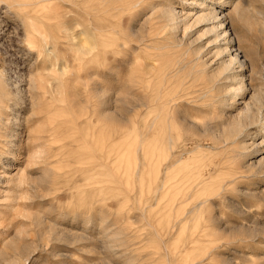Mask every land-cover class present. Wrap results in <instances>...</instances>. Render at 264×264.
<instances>
[{"label": "rangeland", "instance_id": "rangeland-1", "mask_svg": "<svg viewBox=\"0 0 264 264\" xmlns=\"http://www.w3.org/2000/svg\"><path fill=\"white\" fill-rule=\"evenodd\" d=\"M128 2L54 0L28 15L0 13V80L3 88L9 83L5 97L12 106L0 126L17 134L13 145L0 144V226L10 225L0 232V264H30L37 252L41 264H264V138L232 142L231 125L243 106L226 90L238 85L232 77H212L219 61L230 57L215 54L213 36L202 38L203 24L180 29L177 45L162 29L159 8L149 19V9L131 10ZM227 2L225 26L245 60L244 102L254 105L256 96L264 98V0ZM46 11L56 14L50 20L55 27L62 20L69 25L72 40L66 44L55 28L51 54H30L19 41V21ZM138 12L139 37L152 36L154 51L131 48L136 43L128 25ZM198 46L199 59L192 50ZM52 56L71 63L41 70ZM149 59L155 67L148 71ZM203 59L207 70L199 66ZM137 76L153 79L137 87ZM138 100L147 104L135 108ZM169 100L171 107L164 105ZM261 102L254 107L263 109ZM181 113L203 131L186 133ZM39 134L46 162L33 160ZM169 134L183 144L171 159L182 154L183 164L177 187L165 193Z\"/></svg>", "mask_w": 264, "mask_h": 264}, {"label": "bare ground", "instance_id": "bare-ground-1", "mask_svg": "<svg viewBox=\"0 0 264 264\" xmlns=\"http://www.w3.org/2000/svg\"><path fill=\"white\" fill-rule=\"evenodd\" d=\"M54 0H0V13H2V15H15L13 13H24V14H29L31 12H39L40 10H45V8L49 7L52 2ZM129 2L126 4L129 6V8L131 10L133 9H139L140 12L144 10H150L151 14H150V18L149 19H152L153 18V14L155 13V11L159 8L160 10V15H161V18L163 19V28L162 29H168V33L169 34H172L173 36L175 35V38H176V41H177V45H179V43L181 44V37L179 39V36L177 34V32L179 33V30L180 29H184L186 31L189 30V28H191L193 25L195 24H199L197 22V17H201L203 14L202 13H196L194 12V10H188L186 8H183L180 12H176V11H173V10H166L164 9L161 5H159L157 3V0H128ZM73 2V1H72ZM199 0H182V4L183 5H192V4H195V3H198ZM213 2V1H212ZM226 3V0H221L219 1V5L223 6L225 5ZM140 5L139 7H137L136 5ZM153 4H157L156 7L152 8L150 7L151 5ZM207 4V3H206ZM204 5H202L203 7ZM208 7H212L214 6L213 3L211 4H207ZM239 6V5H238ZM14 8L16 9L15 12H14ZM118 8V7H117ZM119 9V8H118ZM136 10V11H137ZM17 11V12H16ZM19 11V12H18ZM217 12L220 13V18L222 20H225V18H227V16L225 14H223L222 11H220L219 8L216 9ZM138 12L139 14L138 15H141V13ZM126 13V12H125ZM137 13V12H136ZM23 14V15H24ZM19 14H17L18 16ZM137 15V14H135ZM21 16V14H20ZM37 16V14H36ZM56 16V14H55ZM55 16L52 14L51 11H46V12H43L41 14V17L40 18H36L34 17L32 14L27 18L28 19H23L22 21L20 20L19 21V26L18 28H20L21 30V39L19 40L20 42H22L23 44H25L26 48H27V52L28 53H46L48 54H51V49H55L57 47V42L55 43L54 41H52L51 39V35L53 36L52 38H54V35L52 34L51 30L55 29L57 30V34L58 37L60 39H63L64 42L67 44V42L69 43L72 38L70 37L69 35V32H68V29H69V25L66 23V22H62V21H59L58 22V26L55 27L53 23H51V19L55 18ZM2 16H0L1 18ZM26 17V16H25ZM134 16H132V19ZM58 18V17H57ZM1 21V20H0ZM124 21V19H123ZM226 21V20H225ZM2 22V21H1ZM53 22V20H52ZM119 22V21H118ZM117 22V23H118ZM4 23V22H3ZM121 23H122V20H121ZM226 22L222 23L220 25V27L223 29V33L220 35V36H216V35H212L213 38H212V43L214 42V44L216 45L218 51L216 52V47L214 49L213 52H216L215 54H220L221 57H223V55H228L230 58L229 60H222V61H219L220 64H218L217 67V70L215 71H212L214 72L212 74V77H217L219 75H225V78H228V80L230 79V77H232V79H234L235 83L238 85L237 87H231L232 85H229L230 87L229 88H232L231 91H229V88H227L229 93L231 92V95L232 97L230 99H233L234 101H236L237 99L239 100V104L242 105V109L240 110L239 112V115H238V120L233 123L231 125V129H230V133H229V137H233V143H235L236 141H238V139L242 136H254V137H257L258 135H262V137L264 138V126L261 125V121H264V108L263 109H260L262 106L260 105L262 102V100L264 98L261 99V95H260V99L259 97H255V107L257 104H259L261 107L257 106V108L254 107V105L250 102H244V99H245V95H246V91H247V86L246 84L244 83V80H243V70L245 69V60H242L241 59V56H240V53H242L241 49L239 48V46H236L235 44V41L233 39V37H231L229 35V29L227 28V26H225ZM119 25L121 26V24L119 23ZM118 27V26H117ZM224 27L226 29H224ZM120 28V27H118ZM2 29V28H1ZM0 29V30H1ZM116 29V28H115ZM118 30V29H116ZM207 29L204 30V32L206 31ZM121 32V30L119 31ZM117 33V32H116ZM158 35V34H157ZM57 36V35H56ZM185 37V35H184ZM183 37V39H185ZM186 37H187V33H186ZM20 38V37H19ZM161 38V37H160ZM125 39V38H124ZM154 38L150 35H147V37H136L135 38V43L136 45L133 46L132 45V49H134V53L136 50H139V49H155V47L153 45H151L152 43V40ZM193 39V38H192ZM56 40V39H54ZM194 40V39H193ZM116 41V39H115ZM185 41V40H184ZM197 41V40H195ZM195 41H190V45L191 46H194V44H192L193 42ZM40 42V43H38ZM117 42V41H116ZM129 42V41H128ZM210 42V41H209ZM223 42V43H222ZM134 43V42H133ZM129 44V43H128ZM153 44V43H152ZM130 45V44H129ZM128 45V46H129ZM78 46V44H77ZM124 46V45H122ZM191 46L189 47V49L191 50ZM165 47H167V45H165ZM199 47V46H198ZM194 48L192 49L194 52L193 53H196L197 55V59L200 58V47L199 48ZM130 48V47H129ZM161 49H163L161 47ZM79 50V49H78ZM56 51V50H55ZM54 50L52 52H55ZM58 51V50H57ZM60 51V50H59ZM118 51V50H117ZM121 51V49H120ZM157 51V49L155 50ZM188 51V50H187ZM145 52V51H144ZM133 53V51H132ZM141 53V52H140ZM140 53H139V57L137 56V58H140ZM150 53V52H149ZM203 53V52H202ZM45 54V55H46ZM152 54V52H151ZM41 55V54H40ZM135 56L137 54H134ZM134 55L132 57H134ZM209 55V54H208ZM143 56V55H142ZM142 56H141V59H142ZM174 56V55H173ZM218 56V55H216ZM46 57V56H45ZM53 57V56H52ZM219 57V56H218ZM243 57V56H242ZM47 58V57H46ZM54 61H52L51 59H49L48 57V62L49 60L52 61V63H49L47 64V62H41V64H44L43 66H41V70H46L47 68H54L56 67V65L59 66V69L61 67H67V63H71V60L69 62V59H64L61 63L59 62L60 60L56 59V56L53 57ZM58 58V56H57ZM202 58V57H201ZM60 59V58H59ZM78 58H76L77 60ZM132 59V58H131ZM132 60H135V59H132ZM138 60V59H136ZM144 60V59H142ZM50 61V62H51ZM147 61V60H146ZM150 61V59H149ZM147 61L146 64H145V67L149 70H152L154 69V61L155 59L153 60V63H151L152 61ZM158 61V60H156ZM170 61V60H169ZM204 61V59H203ZM124 62L126 61H123L121 60L119 63L121 65L124 64ZM129 62V61H128ZM133 62V61H132ZM218 62V63H219ZM130 63V62H129ZM157 63V62H156ZM127 64V63H126ZM207 64V63H206ZM209 64V63H208ZM25 65V64H24ZM39 68H40V64H38ZM204 65V66H203ZM237 65L238 69H236L234 66ZM203 68H205L207 70V67H205V61L204 62H200V65ZM46 68V69H44ZM51 68V69H52ZM215 68V67H214ZM213 68V69H214ZM38 69V68H37ZM185 69V68H184ZM236 69V70H235ZM57 70V69H55ZM61 70H63L61 68ZM198 70V69H196ZM38 72L42 73L41 71L38 70ZM64 73V71H60L59 73ZM179 73V70L177 71ZM190 72V71H189ZM240 72V73H238ZM32 73V72H31ZM30 74V73H29ZM141 75V73H139ZM171 71H168L167 74H166V78L167 80H169L171 78ZM189 74V73H188ZM44 75V74H43ZM177 75V74H175ZM45 76V75H44ZM40 77L39 80L41 81L43 79V77ZM164 76V75H163ZM2 78V77H1ZM25 78V76L22 75V80L21 82L23 81V79ZM185 78V77H184ZM153 79L152 76H145L144 79L141 78L140 76H137L136 77V80H135V83L134 85L135 86H140L142 85V83H149L151 82ZM45 80V79H44ZM226 80V79H225ZM3 81V80H2ZM2 81L0 80V108L2 107L4 110H0V120L3 122L5 121L6 122V118H4V114L6 113L5 110H12L11 109V105L9 104V100L7 97L5 96H8L7 92H10L9 90L7 91L6 88L9 87V83L7 82L8 86L6 88H3L2 87ZM39 81V82H40ZM175 81V80H174ZM177 81V80H176ZM180 81V80H179ZM232 81V80H231ZM34 86H37L38 85V81H37V77L34 78ZM32 82V83H33ZM169 82V81H168ZM207 82V81H206ZM219 82V81H218ZM172 83V82H171ZM217 83V82H216ZM5 84V83H4ZM3 84V85H4ZM168 85V84H167ZM189 86V85H188ZM216 86V85H215ZM141 87V86H140ZM182 87V86H181ZM3 88V89H2ZM21 88V87H20ZM167 88V87H166ZM164 89V88H163ZM182 89V88H181ZM185 89V88H183ZM182 89V90H183ZM162 90V89H161ZM170 90V89H169ZM175 90V89H174ZM144 91V90H143ZM189 91V90H188ZM186 92V91H185ZM227 92V93H228ZM40 93V92H39ZM184 93V92H183ZM11 94V93H10ZM178 94V93H177ZM257 94V93H256ZM259 94V93H258ZM139 96V95H138ZM137 95L136 96H133V97H138ZM255 96V95H253ZM264 96V95H263ZM160 98V97H159ZM12 99V98H11ZM136 99V98H135ZM187 99V98H186ZM228 99V98H227ZM227 99H224L227 100ZM253 99V97H252ZM137 100V99H136ZM233 101V102H234ZM137 102L139 103H136V106L135 108L139 105V106H144L146 105L147 103L144 102L143 100H138ZM149 102V101H148ZM171 100L169 101H165V106H169L171 107L169 104H170ZM179 103V102H178ZM225 103V102H223ZM12 104V103H11ZM138 104V105H137ZM172 105V104H171ZM14 106H15V102H14ZM14 108V107H13ZM147 108V107H146ZM260 110H259V109ZM161 111V110H160ZM171 111V110H170ZM175 111V110H174ZM139 115V113L137 114ZM259 116V118H258ZM18 117V113L15 112L14 114V121L17 119ZM99 117V115H98ZM140 117V116H139ZM139 119V118H138ZM155 121V120H154ZM137 122V121H136ZM39 125V123H38ZM138 123L135 125L137 128H138ZM170 125V124H169ZM250 126H254V130L253 132H250L249 128ZM1 127L3 129H5L2 133H0V144H5V145H13V137L16 134L15 130H11L9 129V131H7V127L5 128L4 126H0V130H1ZM152 125H149V128H151ZM34 128V127H33ZM32 128V129H33ZM41 129H43V127H40ZM39 127L37 128V131H38ZM41 129L37 132L40 133ZM47 131V130H46ZM44 132H45V129H44ZM34 133V131H33ZM35 133H36V129H35ZM41 133H43V131H41ZM147 133V132H146ZM142 133H139L138 136L140 137ZM35 135V134H34ZM149 135V134H148ZM33 136V135H32ZM169 136H171L170 134L168 135L167 137V146H168V149L170 151L169 155L167 156L166 160L168 161L167 163H165V166H164V169H163V179H162V190L165 191V193H169L170 191H172L173 189H175L180 181L179 177H177L175 174L177 173L176 171H178L181 167V165L183 164V157L181 156L182 154H177L176 157H175V161H172L171 157L173 156V147L169 145ZM7 137H10V139H7ZM32 137L30 136V139ZM141 139H138V145L142 146L143 143H144V139L142 138V136L140 137ZM147 138V137H146ZM38 139L40 140V134L39 135H36L34 138H33V142H35V147L34 150H33V160H36L37 162L39 161L38 159H42L44 162L47 161V159H49V152L48 150H45L44 146L42 147V145L40 144H37ZM17 144V143H16ZM15 144V145H16ZM21 144V143H20ZM226 144V142H225ZM250 144V143H249ZM33 145V143H32ZM246 145V144H245ZM32 147V146H30ZM248 147V146H247ZM140 148V147H139ZM150 148V147H149ZM255 149V148H254ZM31 151V150H30ZM139 151V150H138ZM14 153V152H12ZM32 153V151H31ZM254 153V152H253ZM252 154V153H251ZM165 155V154H164ZM32 158V157H31ZM138 158V157H137ZM154 159L152 158V156L150 157V161H149V165L152 164V161ZM10 161V160H9ZM138 166V165H137ZM212 167V166H211ZM225 168V167H224ZM222 168V169H224ZM226 169V168H225ZM143 174V173H141ZM244 176V175H243ZM248 177V176H247ZM233 182V181H232ZM192 192V191H191ZM191 195V194H190ZM179 198V197H178ZM177 198V199H178ZM186 198V197H185ZM191 198V197H190ZM211 201V200H210ZM183 202V201H182ZM199 202L201 201H198V205L199 207L201 206L199 204ZM204 202V201H203ZM177 204V203H176ZM194 209V208H193ZM198 212V210H197ZM186 216V215H185ZM174 218V216H173ZM182 218V217H181ZM180 218V219H181ZM170 221V220H169ZM189 222V220H187ZM177 224V223H176ZM175 224V225H176ZM189 225V224H188ZM171 226V225H170ZM171 229V227H170Z\"/></svg>", "mask_w": 264, "mask_h": 264}, {"label": "snow or ice", "instance_id": "snow-or-ice-1", "mask_svg": "<svg viewBox=\"0 0 264 264\" xmlns=\"http://www.w3.org/2000/svg\"><path fill=\"white\" fill-rule=\"evenodd\" d=\"M157 3L161 5L166 10H173L176 12H180L182 7L186 8L188 10H194L196 13H202L203 15L201 17H197V22L203 24L206 27V31L202 33L203 37H211L212 35L220 36L223 33V29L220 27L222 23L225 22V20H222L220 18V13L216 11L217 8L220 9L222 12H227L229 8H231V3H228L226 0L225 5H215L211 8L207 6L206 0H199L198 3L192 4V5H181L178 0H157ZM202 5H204L202 7ZM139 7L140 5H136ZM157 4H153L150 7L154 8ZM143 19V15H140L133 20L129 21L128 25V31L129 36L133 39L136 37H139V32L137 31V28L140 24V21ZM21 54L23 53V49L21 50ZM33 60H35V54H32L31 57ZM39 66V65H37ZM179 119L183 122V127L186 133L191 134L193 132H202L203 129L198 127L197 125L190 124L187 119H185L184 115L178 114ZM261 125L264 126V121H261ZM169 145L172 146L176 151H180L183 149V144L176 138V136L172 135L169 136ZM10 225L5 224L3 226H0V232H3L5 228H9ZM40 253L37 252L36 255L33 257L30 264H41V261L39 260ZM221 264H230L229 261L223 260L221 261Z\"/></svg>", "mask_w": 264, "mask_h": 264}]
</instances>
